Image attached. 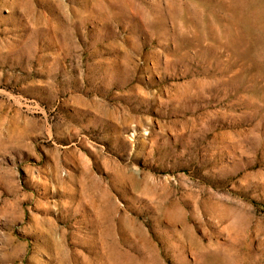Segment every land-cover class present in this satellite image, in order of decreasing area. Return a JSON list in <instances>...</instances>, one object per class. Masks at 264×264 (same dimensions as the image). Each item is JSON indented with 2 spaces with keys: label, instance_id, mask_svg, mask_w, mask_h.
Returning a JSON list of instances; mask_svg holds the SVG:
<instances>
[{
  "label": "rangeland",
  "instance_id": "rangeland-1",
  "mask_svg": "<svg viewBox=\"0 0 264 264\" xmlns=\"http://www.w3.org/2000/svg\"><path fill=\"white\" fill-rule=\"evenodd\" d=\"M0 264H264V0H0Z\"/></svg>",
  "mask_w": 264,
  "mask_h": 264
}]
</instances>
